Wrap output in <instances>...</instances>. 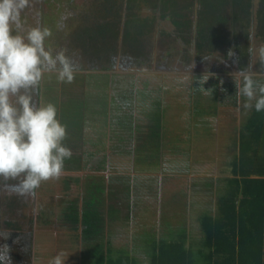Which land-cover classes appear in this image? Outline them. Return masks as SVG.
I'll use <instances>...</instances> for the list:
<instances>
[{
  "label": "trees",
  "instance_id": "trees-1",
  "mask_svg": "<svg viewBox=\"0 0 264 264\" xmlns=\"http://www.w3.org/2000/svg\"><path fill=\"white\" fill-rule=\"evenodd\" d=\"M140 1L151 9V14L140 17V20L139 16L131 10H128V13L124 15L116 9L110 12L105 9V19L111 13L114 19L104 21L101 26L88 28V37L92 40L89 42L93 47L91 50H94L88 58H85L84 55L88 53L89 42H86L84 44L86 47L83 48H75L73 45L78 38L86 40L84 37L86 30L82 26L59 30L55 21L51 20L48 22L49 25L46 24L44 27L52 32V35L44 42L46 43L45 48L51 50L74 31L72 38H67L68 43L74 49L65 52L68 56L73 55L76 58L71 61L74 65L75 62L77 63L75 65L78 66L77 68L83 65L84 60L88 67L97 68V63L105 62H98L97 58L103 53L107 56V52L113 50L110 46L106 47L105 39L107 37L115 38L119 31L117 28L108 32L110 30L108 25H114L125 17L127 26L122 39L125 47L133 44L132 52L141 53L138 48L139 37L144 32L143 25L149 24L148 20H144H155L157 16L158 20H168L174 24V28L180 33L181 38L188 43L193 42L196 55L199 57L207 58L215 52L219 53L221 59L237 56L239 71L247 69L253 59L251 39L252 31L255 29L254 36L262 42L261 56L264 59V0H191V5L197 4L193 21H189L186 14L181 12L186 6H183L178 0ZM99 5L96 4L97 10L101 9ZM95 9L96 7L93 9V17L96 15ZM79 17L81 16L78 13V19H81ZM255 19L258 20L255 22L256 24H254ZM112 21L115 22L112 23ZM67 22L76 23L75 21H66L65 24ZM192 22L193 24H191ZM59 50L61 49L59 48ZM228 53L234 55L229 56ZM83 56L84 58L81 60ZM140 67L142 69H137L138 71L145 70L144 66ZM180 77L177 75L168 77L171 80L166 85L168 90L181 84L177 81V78ZM114 78L117 76L114 75ZM138 78L137 82L128 83L127 88L120 89L116 83L123 84L124 82L113 79V74L87 73L85 87L82 90L83 104H85H81V101L77 104L73 102V106L69 107L59 105L61 90L57 78L52 79L51 84L47 86L49 90L51 89L50 94H54L49 101L57 107L58 120L62 109H67L70 112L68 115L74 116L71 117L72 119L78 116L77 118L85 122L88 117L92 116L91 110L94 111L92 104L97 103L94 117L97 119L95 120L98 125L97 130H101V137H99L100 134H95L96 140L92 142L94 147L87 148L92 151V154L88 150L83 151L87 155L83 160V167L88 170L92 172L119 171L118 165L124 164L128 166V170L133 168L135 172L153 173L161 170L165 174L167 170L164 168L165 161H162V165H160L161 160L158 158L162 157L160 146L168 141V137L164 135L168 130L166 125L167 100L166 97L164 98L160 86L154 88L151 86L149 78ZM252 78L257 82H264V76L260 74L252 76ZM179 80L181 81V79ZM207 82L205 89L201 86L200 79L194 76L187 87L191 97L186 103L188 106L190 105L191 117H195L196 123H198L195 126V131L203 129L206 134H209L212 125L209 117L216 114L217 109L221 106L220 102L227 105L222 100L226 98L228 89L222 80L213 79ZM114 84L118 86L113 89ZM232 86V91L229 92L234 100L233 102L231 100V104L237 105L234 81ZM203 89L205 91L211 89L208 91L209 93L205 92L207 94L206 106L204 105L205 93H203ZM41 90L43 91L42 103H49L45 85L41 86ZM209 94H219V97H209ZM135 101L137 102L135 103ZM210 101L216 103V106L210 107L208 104ZM77 108H79L77 111L82 114V110H84V115L79 117ZM118 109H121L122 112L115 116V111ZM202 118L207 120L209 125H206ZM243 118L245 122L241 130L238 131V155L233 159V175L224 180V191L217 188L216 213H205L200 216L202 238L199 242H187L184 232L178 233L175 237L174 231H169V233L167 231L163 236H156L154 231H143L140 234H133L132 249L117 248L114 250L111 245H106L105 239L102 237L104 226L101 211L94 203L95 200H98L95 199L96 196L93 200H89V205L86 203L80 210L77 205L80 191L72 193L68 183H66L68 187L64 186L62 191L61 188L56 190L58 196L56 195L54 198L56 201L58 198V202L61 203L62 200L66 202V198L69 197L73 202L64 205L65 207L56 204L57 207L53 208L54 213L52 212V217L48 222H55L61 228L67 229L71 233L68 240L72 236L75 241L81 238L80 242L87 250L89 249L88 253L94 260V264H264V112L252 111L247 115L243 114ZM78 126L80 125L78 124ZM165 127H167L166 130H164ZM184 131L190 132L188 128ZM88 139L87 143H89ZM251 151L253 154H248ZM185 155L187 161L182 164L183 160H180L178 163L180 166L176 168L179 174L189 172V151H186ZM112 158L114 160L111 164ZM45 184L48 183L44 181L42 185ZM42 185H40V191ZM42 200L45 199L40 198L36 209L41 211L40 217H45L46 211L41 210ZM56 201L55 203H58ZM165 217L167 215L164 216V220H162L163 215L161 217L164 225L168 221ZM161 224L163 225L162 222ZM168 226L170 225L167 224V229ZM133 252L137 254L140 252L144 259L139 260ZM143 261L145 262L143 263ZM69 263L70 259H66L65 264Z\"/></svg>",
  "mask_w": 264,
  "mask_h": 264
},
{
  "label": "rangeland",
  "instance_id": "rangeland-1",
  "mask_svg": "<svg viewBox=\"0 0 264 264\" xmlns=\"http://www.w3.org/2000/svg\"><path fill=\"white\" fill-rule=\"evenodd\" d=\"M53 1L57 7L50 6L52 4L51 2L46 3L50 12L57 9V13L62 17V21L76 22L73 24L71 22H67L65 25L58 27L59 30L71 29L74 26H76V28L78 26H82L83 28L84 26L87 27L84 36L86 40H84V38H78L75 40L73 43L75 48L86 47L84 44L92 41L88 37V28L90 26H101L104 21L114 19L112 13L105 19V9L108 10L117 8V11H119V8H123V13L125 15L127 8L132 7L129 8V10L136 13L139 18L144 15L151 14L149 12L150 9H148L147 6L140 0H98V3H96L95 0ZM178 2H180L183 6H186V8L181 10V12L186 14L189 21H193L196 15L197 4L193 3V5H191V0H178ZM39 3V0H31L30 7L26 8L22 12L21 16L23 28L17 34L26 35V32L30 28L36 26L41 27L40 23L37 22L40 18ZM96 4H100L99 8L101 9L97 10ZM90 5L96 7V15L94 18H87L90 14ZM76 8L79 9V15L81 16L79 18L81 19H78V16L73 14ZM36 9H38V18L35 13ZM147 20L149 19L144 21ZM256 21L258 20L255 19L254 24H256ZM113 22L115 21H112V23ZM191 24H193V22ZM109 26L110 28L113 27L115 29H119L118 36L111 40L110 45L111 43L114 44L117 40V43L119 44V51H121L123 46V51H126V53L123 54L119 51L116 55L108 53L109 56H107L106 61L97 63L99 66L97 68H90L88 67V64L83 63V65L86 66L82 65L83 67L81 66L77 68L74 79L71 83L59 81L61 90L59 105H66L69 107L70 105L73 106V102H76L75 104H77L80 101L81 104H83L84 95L82 90H84L85 87L84 83L86 81L87 73L113 74V79H119V81L124 82L123 84L115 82L119 85L120 89L127 88L128 83L131 84L137 82L139 80L138 77L149 78L151 86L154 88L160 86L168 104L167 111L165 110L167 113L166 125L168 130L164 133V135L168 137V141L166 144H162L160 146L162 157L158 158V160H161L160 165H162V161H165L164 164L166 165L164 168L167 169L165 174L169 175L167 179H161V182L164 183L163 185L167 186V195L164 197L166 204L161 206L160 209L168 211V213L165 214L167 216L178 215L181 211L180 209H182V204L179 203L182 202L180 197H186V190L183 184H189V181L194 184L198 183L196 187L192 188V193L196 195L194 200L195 217L192 214L195 222H193L190 227L192 237L196 238L193 232L199 231L200 216L205 213H216L218 190L215 191L214 187H217L218 189L224 188L223 182L227 177L232 176L233 159L237 156V151L239 150L238 131L241 130L245 121L240 105L238 103L237 105L231 104V100L233 102L234 98L229 92L232 91V82L234 81V78H237V73L239 72V69H237L238 66H236L237 63H233L230 59L225 60L229 64L221 61L222 57H219L218 52H215L211 56H207L206 59L199 57L196 55L193 42L188 43L186 40L181 38L180 33L176 30V28H174V24H171L168 20L157 19L155 25L153 26L154 29H148L146 31L148 33L142 36L143 38L139 41V49L143 51L144 56L142 59L145 58L146 61V70L132 71L130 70V66H128V69L126 70L122 67L123 65L126 66V62H122L120 64H117V62L119 63L118 59H120L121 53V57L123 55L126 56L133 48V44L125 47L124 41L123 45L119 43V41L122 40V37H120L122 35L121 32L125 29L127 24H124V20L122 19L120 22H116L114 25ZM73 32H71L65 40L61 41L51 49L53 54L60 51L59 48L65 51H72L74 49V47L67 41V38H72ZM254 35L255 29L252 31V37ZM260 41L261 40L256 38L252 39L251 42L254 47L255 57L251 60L248 68L246 69L247 71H245L251 77L259 74L264 76V61H262L261 56L263 46ZM89 48H93L91 46V42H89L87 50ZM80 50L82 51L81 48ZM252 51L253 50H251V52ZM65 55L70 60L76 59L73 55L68 56L66 52ZM83 58L84 56L81 60ZM98 58L104 57L99 56ZM97 61L101 60L98 59ZM130 63L135 64L134 62ZM76 64L77 63L75 62V65ZM189 67H191L189 69H192L191 71H188ZM114 75H116L117 78H114ZM174 75L181 76L180 78H177V81L181 82V84H178L177 82L179 85L178 87L168 90L166 85L168 81H171L168 77H173ZM204 75H209V79L207 81H211L213 79L217 81L222 80L228 89L226 95L224 94L226 98L222 100L227 105L220 102L221 107L218 109V111L220 110L218 114L216 112L213 117H209V120L212 122L209 134H206L203 129L199 128V131H195V126L198 125V123H196L195 117H191V108L186 103L191 97L187 91V87L191 83V80H193L194 76H196L200 79L202 84V77ZM54 78H56L55 73H46L39 84V88H37L38 90H34V101L37 104L43 102V91L41 90L42 85H45L48 102H50L49 99H52L54 96V94H50L51 89L49 90L47 88V86L51 84V80ZM179 79H181V81ZM207 81L201 85L205 89L207 88ZM116 84L113 85V89L118 86ZM208 96L219 97V94H209ZM136 102L137 101H135V103ZM167 104H165V107H167ZM208 104L210 107L216 106V103L212 101H210V103L208 102ZM204 105H207L206 93L204 95ZM96 106L97 103L92 104L94 111L93 109L91 110L92 116L88 117L85 122L77 118L78 116L72 119L71 117L74 116L71 114L68 115L70 112L67 109H62V112L59 113V121L66 125L67 129V135L63 144L69 148L72 153L71 158L65 160L64 169L59 178L50 179L49 182L47 180L45 182L48 184L45 185H42L44 183L43 181L41 183L43 186L41 191L39 186L34 193L26 196H19L10 190H5V184H12L16 181H4L0 178V230H7L11 233L7 240H0V244L6 243L11 248L9 255L11 257L12 264H50L49 261H51L52 257L60 252L65 254V257H67L66 259H70L69 264H94V260L92 259L90 253H88L89 249L87 250V248L80 242V240H82L81 238L80 240L75 241V238L72 236L70 240H68V236L71 235V233H69L67 229L61 228L55 222H48V220L52 217L51 214L53 212V208L56 209L57 207L56 204L66 206L69 202H73L72 198L69 197L66 198V202L62 200L61 203L58 202V198L57 201L54 198V196L57 195L56 190L58 188H61L62 191L64 186L68 187L66 186V183H68L69 189L72 193L80 191L79 200H77V205H79L80 210L86 203L89 205V200H93L94 196H96L95 199L98 200H95L94 203L97 205V208H99L101 213H103L102 222L104 227H106L105 225L109 223L110 219L114 215V218H119L118 222L114 221V225L109 223L112 230H108L109 227L107 230H105V228L102 230V237L105 239L106 245L108 244L112 246L114 244L115 247H119L120 249H132L131 247L134 243L132 233L134 231L130 233V230H128L129 226H133L137 234L143 233V231H154L156 236H163L167 233V231L169 233L170 229H167V224L171 226L177 225L179 226V229L184 227V220L181 215L177 216L172 221L168 220L165 223V226L164 221H162L164 220L165 215L162 220L159 221L158 215L154 217L152 214L148 215V217L150 216L149 219L146 217L143 220V222L150 227L149 229H138V225L141 224L140 222L142 219L138 222L139 224L131 221V225H125L127 222L124 221L132 220L131 215H133L134 211L130 209L131 206H135L141 202L145 203L146 200H150V202H153L154 200L158 201L159 197H155L158 196L159 192L155 193L154 191L145 189L146 186L154 187L160 186V184L154 183V177L157 176L156 174L152 175L151 172V176L153 177L152 181H154L152 182L148 177V172H141L142 174H139L138 172L136 173L133 168L132 170H128V166H125L124 164L118 165L119 171L101 170L92 172L91 170L83 167V160L87 156L83 151L88 150L91 152L90 154H92V151L87 148L94 147L92 142L96 140L95 134H100L99 137H101V130H97L98 125L95 121L97 119L94 117L95 110L97 109ZM77 110H79V108H77L76 111ZM82 111L83 114L82 112L77 111L79 117L84 115V110ZM120 112H122L121 109L116 110L115 116L119 115ZM69 116L70 118L68 119ZM202 120L206 125H209L207 120L203 118ZM78 124L80 126H78ZM167 127H165L164 130H166ZM187 128L190 131L189 133L184 131ZM87 138H89V143L86 142ZM227 147H233V149H227ZM186 151H189L190 153L188 161L190 163L189 170L192 180L184 181L181 177L176 180L174 176L170 177V174L176 176L179 175L176 168L180 166L178 165L180 160H183L181 161L182 164L187 161L185 155ZM248 154L252 155L253 152L251 151ZM227 155H231L233 157H229ZM203 156L207 157L203 158ZM113 160L114 159L112 158L110 161L111 164L113 163ZM161 176H163V173ZM174 185H182L184 190L181 191L180 189L176 193H173L175 192ZM206 185L210 187H207ZM102 189H104V191H101ZM211 189H214V191ZM224 190L225 189H223V191ZM40 198L45 199L44 201H41L42 207L46 209L45 217H40L41 211L36 209ZM197 199L202 207L198 205ZM55 201L58 203H55ZM170 203L173 208L171 210L165 209ZM42 207L41 210L43 209ZM106 210L108 214L107 219L104 216ZM165 218L171 219L170 217ZM198 234L200 233H197V235ZM112 235H115V237H112ZM197 241L199 242L198 239ZM77 245H79V248H77ZM114 246H112V249L116 250L117 248ZM133 254L137 255L139 260L144 259V256L141 255L140 252H138V254L133 252ZM144 262L145 261H143V263Z\"/></svg>",
  "mask_w": 264,
  "mask_h": 264
},
{
  "label": "clouds",
  "instance_id": "clouds-1",
  "mask_svg": "<svg viewBox=\"0 0 264 264\" xmlns=\"http://www.w3.org/2000/svg\"><path fill=\"white\" fill-rule=\"evenodd\" d=\"M30 4L31 0H0V178L16 181L4 188L19 196L34 193L43 181L59 178L65 160L71 158V150L63 144L66 125L57 119L56 105L37 104L34 90L46 73L71 83L77 71L65 50L53 55L45 48L46 38L52 35L48 28L36 26L26 35L17 34L23 28L21 14ZM202 78L203 85L209 75ZM234 82L243 114L264 112V82L244 71L237 73ZM10 235L0 230V240ZM10 252L6 243L0 244V264H12ZM66 258L57 253L50 264H65Z\"/></svg>",
  "mask_w": 264,
  "mask_h": 264
},
{
  "label": "crops",
  "instance_id": "crops-1",
  "mask_svg": "<svg viewBox=\"0 0 264 264\" xmlns=\"http://www.w3.org/2000/svg\"><path fill=\"white\" fill-rule=\"evenodd\" d=\"M255 39V38H254ZM207 91V90H206ZM205 93V92H204ZM209 93V92H208ZM221 107V106H220ZM220 111V110H219ZM218 109H217V114H218ZM236 127H237V125H236ZM227 149H233V147H227ZM233 155V154H232ZM237 155H238V151H237ZM227 156H231V155H227ZM207 157V156H206ZM231 157H233V156H231ZM233 159V158H232ZM141 172H145V171H138V173L139 174H142ZM159 172H162V171H157V172H153L152 173V175L153 174H156L157 176H155L154 178H155V182L154 181H152V179H153V177L151 176V173H149L148 172V177L150 178V180L152 181V182H154V183H158V184H160V186H154V187H147L146 186V189L145 190H149V191H154L155 193L156 192H159V194H158V196H154L155 198H158L159 197V199H158V201L156 200H154L153 202L151 201L150 202V200L148 201V200H146L145 201V203L144 202H141V203H139V204H136L135 206H131L130 207V209L132 210V211H134L133 212V215H131V218H132V220H130V221H124V222H127L125 225H128V224H130L131 225V221H134V223H137V224H139L138 222L140 221V219H142L141 220V224H139L138 226H139V228L138 229H149L150 227H148L147 225H146V223L145 222H143V220L146 218V217H148V215L150 214H152V216H157L158 215V220L160 221L161 220V215H162V212H163V216L166 214V213H168V211H166V210H162V209H160L161 208V206H163V205H165L166 204V201H165V199H164V197L167 195L166 194V192H167V186H165V185H163L164 183L163 182H161V179L162 178H165V179H167L168 178V174H164L163 172V176H161V174L162 173H159ZM137 173V172H136ZM159 173V174H158ZM232 174V173H231ZM147 175V174H146ZM145 175V176H146ZM233 175V174H232ZM151 176V177H150ZM160 176V177H159ZM175 177L176 178V180H177V178H182V180H184V181H188V180H192V178L190 177L191 175H190V170H189V172L188 173H183V174H179L178 176H176V175H173V174H170V177ZM229 177H231V176H229ZM149 178H148V180H149ZM228 178V177H227ZM160 181V182H159ZM147 182V181H146ZM190 183L189 184H183L182 182H180L181 184H183L184 185V188H185V190H186V197H184V196H182V197H180V199H181V201L182 202H179V203H181L182 204V209H180L181 211H180V213L178 214V215H169V216H167V217H170L171 219H168L169 221H172L174 218H176L177 216H179V215H181V217L183 218V220H184V227L182 228V229H179V226H177V225H174V226H168V229H170L169 231H174V236L176 237L177 236V234L179 233H185L184 235H186L187 236V242H190V241H196L197 242V239L200 241V239L202 238V234H201V231H200V225H199V231H197V232H193V234L196 236V238H194V237H192V232H190V227H191V224L193 223V222H195V219H194V217H195V214H194V210H195V207H194V204H195V198H196V195L194 194V193H192V188L193 187H196L197 186V184L198 183H193V182H191V181H189ZM223 185L225 186V184L223 183ZM207 186V185H206ZM207 187H210V186H207ZM215 188V191H217V187H214ZM183 190V186L182 185H179V186H175L174 185V190H175V192H173V193H176L178 190ZM172 190V189H171ZM212 191H214V189H211ZM209 192H210V190H209ZM205 195V194H204ZM210 195V194H209ZM197 203H198V205L200 206V207H202L201 206V204H200V202H198V199H197ZM173 207H172V205H171V203L170 204H168L167 206H166V208L165 209H169V210H171ZM164 209V208H163ZM199 210V209H198ZM101 214H103V213H101ZM126 214V213H125ZM146 214V215H145ZM194 215V217H193V215ZM104 216L106 217V219H107V217H108V214H107V210H106V212H105V214H104ZM151 216V217H152ZM115 217V215L110 219V221H109V223L110 224H113L114 225V221H116V222H118L119 221V218H114ZM150 218V216L148 217V219ZM127 219H128V217H127ZM157 219V218H156ZM102 220H103V218H102ZM107 222V221H106ZM199 222V221H198ZM109 223H107L105 226L106 227H104L105 228V230H107V228H108V230H112V228L110 227L111 225L109 224ZM145 226H147V227H145ZM166 226V225H165ZM128 230H130V233H132L133 231V233H132V236H133V234L135 233V234H137V232L135 231V229L133 228V226H129V228H128ZM139 232V231H138ZM197 233H200V234H198L197 235ZM112 237H115V235H112ZM112 246H114V244L112 245ZM115 247V246H114ZM115 248H119V247H115Z\"/></svg>",
  "mask_w": 264,
  "mask_h": 264
},
{
  "label": "flooded vegetation",
  "instance_id": "flooded-vegetation-1",
  "mask_svg": "<svg viewBox=\"0 0 264 264\" xmlns=\"http://www.w3.org/2000/svg\"><path fill=\"white\" fill-rule=\"evenodd\" d=\"M40 1V3L38 4V6L40 7V12H39V14H40V18L38 19V21L37 22H39L40 23V25H41V27H45V25L46 24H48L49 25V23L48 22H50L51 20L52 21H55V23L58 25V27H61L62 25H64L65 24V22L66 21H62V17L57 13L58 12V10L57 9H54V10H52V12H50L49 11V9L47 8L48 6H47V4L46 3H48V2H51L52 4L50 5V6H56L55 5V3H54V1L53 0H39ZM37 5V4H36ZM92 5H90V14H89V17L90 18H94L93 17V9H94V6H92ZM147 6V8L148 9H150V7L148 6V5H146ZM57 7V6H56ZM129 8V7H128ZM127 8V10H126V13H128V9ZM132 8V7H131ZM114 9H116L117 10V8H112V9H108V12H110L111 10H114ZM38 9H36L35 10V13H36V17H37V13H38V11H37ZM92 11V12H91ZM119 11H121L122 13H123V8H119ZM150 13H151V9H150V11H149ZM78 13H79V9H75V11L73 12V14H77V16H78ZM38 18V17H37ZM123 20H124V24H126V18L124 17V18H122ZM157 16H156V18H155V20L153 19V20H148L147 22L149 23V24H146V25H143V28H144V32H142V35H140V37H139V40L141 39V38H143L142 36H144L145 34H147L148 32H146L148 29H154V25H155V22L157 21ZM58 20V21H57ZM139 20H140V18H139ZM85 23V22H84ZM86 26H84V29L85 30H87V27L85 28ZM108 27L110 28V26L108 25ZM113 29H115V28H110V30H108V32H110L111 30H113ZM125 30V29H124ZM124 30L121 32L122 33V35L120 36V37H122V39H123V36H124ZM119 32V31H118ZM146 32V33H145ZM116 36H118V33H117V35ZM256 39V37L255 36H253L252 37V39ZM113 38H111V37H107V39H105V43H109V45H107L106 44V47H111V49H113V50H110L109 52H107V56H109L108 55V53L109 54H111V55H116L117 54V52L119 51V49H118V41L116 40L115 41V43L114 44H112L111 43V45H110V42H111V40H112ZM252 39H251V42H252ZM119 43L121 44V45H123V40H121V41H119ZM140 45V44H139ZM139 48V47H138ZM251 48H252V50H253V55H252V58H254L255 57V55H254V47L253 46H251ZM93 49V48H92ZM94 50H91L90 48L87 50V54L86 55H84L85 56V58H88L89 56H90V54L93 52ZM140 51H141V53H138L137 51H134V52H132V50L130 51V53L129 54H127L126 56L125 55H123L122 57H121V55H122V53L124 54V53H126V51H123V46H122V48H121V51H119V52H122L121 54H120V59H118L119 60V63L117 62V64H120V63H122V62H126V66L125 65H123L122 67L123 68H125L126 70L128 69V66H130L131 67V69L130 70H132V71H134L136 68L135 67H138L139 69L141 68L140 66H146V61H145V58L144 59H142L144 56H143V51L140 49ZM262 52V51H261ZM101 57H104V58H97V60L98 59H100L101 61H106V54L105 53H103V54H101L100 55ZM259 58V57H258ZM203 59H206V58H203ZM227 59H230L233 63H237V65L236 66H239L238 65V57L236 56V57H230V58H227ZM226 59H221V61H223V62H227V61H225ZM252 60V59H251ZM262 61H264V59H262ZM99 62V61H98ZM130 62H134L135 64H131ZM83 63H85V60L83 61ZM116 64V65H117ZM227 64H229L228 62H227ZM131 65H134V66H131ZM83 66H86V65H83ZM226 66H228V65H226ZM97 67H99L98 66V64H97ZM116 67V66H115ZM117 69H119V68H117ZM238 69V68H237ZM192 70V69H191ZM191 70H188V71H191ZM112 71H113V69H112ZM135 71H138L137 69L135 70ZM240 71H247L246 69H242V70H240ZM205 91H203V93H204ZM189 107H190V105H189ZM43 208V207H42ZM43 210L44 211H46V209L45 208H43ZM17 228H19V227H17Z\"/></svg>",
  "mask_w": 264,
  "mask_h": 264
},
{
  "label": "water",
  "instance_id": "water-1",
  "mask_svg": "<svg viewBox=\"0 0 264 264\" xmlns=\"http://www.w3.org/2000/svg\"><path fill=\"white\" fill-rule=\"evenodd\" d=\"M135 68H136V69H139L138 67H135ZM136 69H135V70H136ZM140 69H142V68H140ZM135 70H134V71H135ZM145 70H146V68H145Z\"/></svg>",
  "mask_w": 264,
  "mask_h": 264
}]
</instances>
